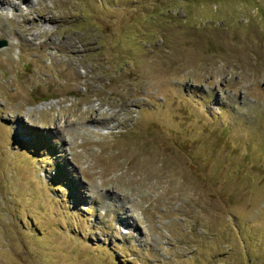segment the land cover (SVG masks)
Here are the masks:
<instances>
[{
    "label": "rangeland",
    "instance_id": "374dc122",
    "mask_svg": "<svg viewBox=\"0 0 264 264\" xmlns=\"http://www.w3.org/2000/svg\"><path fill=\"white\" fill-rule=\"evenodd\" d=\"M0 39V264H264V0H0Z\"/></svg>",
    "mask_w": 264,
    "mask_h": 264
},
{
    "label": "water",
    "instance_id": "95a60500",
    "mask_svg": "<svg viewBox=\"0 0 264 264\" xmlns=\"http://www.w3.org/2000/svg\"><path fill=\"white\" fill-rule=\"evenodd\" d=\"M7 45V42L5 40L0 39V48Z\"/></svg>",
    "mask_w": 264,
    "mask_h": 264
},
{
    "label": "trees",
    "instance_id": "16d2710c",
    "mask_svg": "<svg viewBox=\"0 0 264 264\" xmlns=\"http://www.w3.org/2000/svg\"><path fill=\"white\" fill-rule=\"evenodd\" d=\"M51 99V98H50ZM50 99H46V100H42V101H39V103H37V104H41V103H43V102H45V101H48V100H50ZM55 99V98H54Z\"/></svg>",
    "mask_w": 264,
    "mask_h": 264
},
{
    "label": "bare ground",
    "instance_id": "6f19581e",
    "mask_svg": "<svg viewBox=\"0 0 264 264\" xmlns=\"http://www.w3.org/2000/svg\"><path fill=\"white\" fill-rule=\"evenodd\" d=\"M28 1V0H27ZM9 4V3H8ZM12 4V3H11ZM16 6V5H15ZM20 15H22V14H20ZM27 15H29V14H25V16H27ZM29 20V19H28Z\"/></svg>",
    "mask_w": 264,
    "mask_h": 264
}]
</instances>
